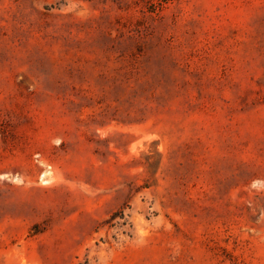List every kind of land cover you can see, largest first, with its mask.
<instances>
[{"label": "rangeland", "instance_id": "rangeland-1", "mask_svg": "<svg viewBox=\"0 0 264 264\" xmlns=\"http://www.w3.org/2000/svg\"><path fill=\"white\" fill-rule=\"evenodd\" d=\"M0 264H264V0H0Z\"/></svg>", "mask_w": 264, "mask_h": 264}, {"label": "bare ground", "instance_id": "bare-ground-1", "mask_svg": "<svg viewBox=\"0 0 264 264\" xmlns=\"http://www.w3.org/2000/svg\"><path fill=\"white\" fill-rule=\"evenodd\" d=\"M44 175H45V174H44ZM44 175H43V176H44ZM43 176H42L41 178H43ZM44 178H45V177H44Z\"/></svg>", "mask_w": 264, "mask_h": 264}]
</instances>
